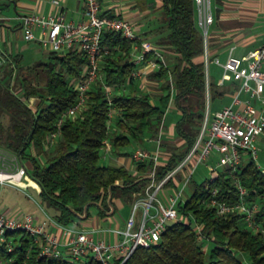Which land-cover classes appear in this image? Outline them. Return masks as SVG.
Returning <instances> with one entry per match:
<instances>
[{
  "label": "trees",
  "instance_id": "trees-1",
  "mask_svg": "<svg viewBox=\"0 0 264 264\" xmlns=\"http://www.w3.org/2000/svg\"><path fill=\"white\" fill-rule=\"evenodd\" d=\"M0 5L4 8L3 3ZM139 6L148 24L145 38L154 43L166 61L148 73V78L158 83L157 102L143 90L122 91L136 80L132 76L135 64L131 60V41L120 32L105 30L102 42L112 47V52L102 63L104 80L92 85L82 115L67 119L55 145L48 146L46 141L56 129L57 119L76 101L73 84L84 75L85 56L75 51L49 52L48 60L27 67L28 74L21 64L22 53H10L0 65V149L31 164L30 168L27 166L28 174L40 185L48 205L58 210L54 218L59 223L87 218L92 206L106 214L107 209L101 204L114 206L115 198L138 194L148 183L144 175L152 167L151 161L137 163L136 171L124 164L100 162L105 139L119 147L143 143L147 135L158 134L174 95L181 111L176 133L183 139V146L170 148L168 162L158 168V177H162L195 145L206 116L208 89L210 105L214 99L224 97L228 89L220 88L210 74L208 83L206 61L200 59L206 52V40L197 21L195 0H161L160 4L139 0ZM209 39L208 36V50ZM211 59L209 56V63ZM29 75H43L46 84L34 83ZM104 84L121 89L109 98ZM112 108L118 112L114 130L109 125ZM4 116L8 123L2 120ZM237 175L247 190L248 200L259 203L255 221L264 226V172L250 159ZM190 180L192 191L179 205L180 212L190 220L169 223L157 243L138 246L122 264H247L245 255L249 264H264L261 232L248 228L239 213L218 215L213 206L203 204L215 186L219 199H240L233 176L222 171L213 181L207 177ZM193 221L201 224L200 233ZM8 235L12 236L14 248L9 251L0 244V261L4 264H103L93 255L82 260H71L65 253L39 256L40 245L34 235L23 230L10 231ZM203 242H210L209 247L204 248ZM120 262L121 259L115 264Z\"/></svg>",
  "mask_w": 264,
  "mask_h": 264
},
{
  "label": "built area",
  "instance_id": "built-area-1",
  "mask_svg": "<svg viewBox=\"0 0 264 264\" xmlns=\"http://www.w3.org/2000/svg\"><path fill=\"white\" fill-rule=\"evenodd\" d=\"M52 4L61 7V0H51ZM197 7V21L206 40L205 61L208 72V44L209 28L215 21L212 0H195ZM83 19L74 20L67 17L64 11L44 13L31 11L17 13L13 16L6 15L0 5V24L16 20L22 31V36L27 41L38 43L45 52L68 53L75 51L85 56L87 63L84 75L75 80L73 86L77 91L76 101L65 110L56 121V129L48 135L46 144L53 146L60 135L61 127L67 119H75L82 115L88 102V92L97 81L104 80L102 63L112 51V47L102 42L105 30L120 32L131 41V60L135 64L132 71L134 78L148 81L149 71L156 70L161 63L166 64L165 57L154 43L140 34L139 28L129 18L119 15H103L100 0H83ZM10 52L0 49V64L5 62ZM214 61L222 67L220 83L227 80L240 81L237 89L232 93L229 103L216 109L213 114L210 110L205 116L204 125L195 145L187 155L162 177H158V168L165 165L169 158L162 161L160 145L162 142V126L155 135H147L146 141L156 142L155 150L139 147L131 156L136 171L137 163L151 161L152 167L144 177L148 184L139 192L131 214L126 218L123 228H113L115 238L107 240L96 236L95 228L85 223L79 227L64 228L69 232L65 239H60L52 233L45 221L38 220L32 213H10L0 208V244H5L9 251L14 248L10 231L23 230L35 236L39 243V256H59L65 253L71 260H82L88 255H93L103 264H115L121 259L125 262L138 246L149 247L157 243L167 225L171 222L189 221V217L180 212L179 205L187 198L185 188L187 181L193 177V172L199 163L204 162L210 171V181L217 179L222 171H227L233 176L239 189L240 199L227 202L218 198V187H212L208 199L203 204L213 206L218 215L236 212L242 215L246 226L253 231L264 235V226L255 221L259 203L249 201L247 190L241 184L238 172L241 171L245 159L256 161L259 153L257 140L264 135V42L245 55L237 56L232 52L225 61L218 57ZM4 64V63H3ZM107 96L110 98L116 85L104 84ZM113 108L110 110L109 125ZM113 143L105 139L101 148V155L106 157L113 153ZM1 150L4 149H0ZM5 151V150H4ZM7 152V151H6ZM13 155V161L5 166L4 156L0 153V184L23 183L27 177V165ZM195 157V158H194ZM189 164L190 170L182 178L180 172ZM5 166V167H4ZM264 172V167L258 165ZM171 180V183L168 181ZM167 187V188H166ZM167 189V190H166ZM171 190V191H168ZM143 193V195H142ZM142 214L139 224L135 214L139 208ZM114 210V206H111ZM110 212L107 210V214ZM55 224H59L53 221ZM195 228L200 233L201 224L195 222ZM0 264H4L0 261Z\"/></svg>",
  "mask_w": 264,
  "mask_h": 264
},
{
  "label": "crops",
  "instance_id": "crops-1",
  "mask_svg": "<svg viewBox=\"0 0 264 264\" xmlns=\"http://www.w3.org/2000/svg\"><path fill=\"white\" fill-rule=\"evenodd\" d=\"M100 1H101L103 15H107V16L119 15L131 19L139 28L140 34L143 37H145L144 32L147 30L148 24L146 22L147 20H145L144 18L142 9L139 6V0H100ZM155 1L157 4L161 3V0H155ZM0 2L3 3L4 5L3 12L6 15H11V16L17 13H24L31 11L52 13L60 10V11H64L67 17L70 19L79 20L85 17L83 0H61L62 6L60 8L53 5L51 0H0ZM212 8L215 16V21L214 23L211 24L209 28L210 46L208 50V56L212 58L211 62L213 61L215 65H218L214 61L216 57H218L221 61H225L231 52L237 56L245 55L249 51L258 47L264 42V0H212ZM11 22L16 23L17 21L11 20L5 22V24H0L1 25L0 29L2 30V34H1L2 38H0L1 42L4 39L3 38L4 35L5 36L7 35L8 30L11 31L15 29L14 26L11 25ZM9 25H11L12 27H10ZM200 59L204 60L205 55L202 56ZM147 78H148V74H147ZM140 80H142V78H140ZM149 80L154 82V80L151 79ZM220 80L221 77L218 76H215L213 79V81L219 84L220 88L222 89L228 88L225 92L224 97L218 98V99L226 98V102L224 103L226 104L231 101L232 93L237 89V87L240 84V81L231 79L221 84ZM153 84L156 85L158 89L157 81H155ZM173 106H176L174 101H173ZM169 107H171V102L168 106V109ZM178 110L181 114L180 109ZM176 123L172 124L169 127V129H167L163 133L160 148L168 147V146L171 147L183 146V139L176 133ZM138 144H140L143 148H148L152 150H155L158 147L157 143L153 141L149 142L145 140L143 143H138ZM176 152L179 153V149H177ZM165 153L163 155L164 161L165 159L167 160L170 157V153L169 154L168 153L165 154ZM111 157L112 160L117 163V165L124 164L130 169H133L135 167V163L131 156V153H128L126 155L113 153ZM27 166L30 168L31 164L27 162ZM23 181H24L23 182L24 185L26 183H29L41 192L40 185L32 177L27 176L24 178ZM0 202H1V197H0ZM118 203L119 202L115 204L116 206L114 205L115 207L112 213L100 214L99 211L97 210V212H94L93 215L90 214L89 217L87 218L81 217L77 220L74 219L73 223L70 222L68 224H62L55 220L54 217L58 212L57 209H55L54 216H50L48 214L46 216H40V215H35V216L38 218V220L45 221L48 229L62 240L65 239L69 233L64 228L65 226L76 228L79 227L80 223H85L88 226L95 228L96 236L104 237L107 240H113L115 236L113 234L112 229L123 228L125 225V220L127 218L123 215H121V217L118 219L115 217L117 210H119ZM0 208L10 213H18V214L23 213L21 210H11L10 208H5L4 206L1 205ZM53 221H56L59 224H55L53 223ZM76 221L78 222L75 223Z\"/></svg>",
  "mask_w": 264,
  "mask_h": 264
},
{
  "label": "rangeland",
  "instance_id": "rangeland-1",
  "mask_svg": "<svg viewBox=\"0 0 264 264\" xmlns=\"http://www.w3.org/2000/svg\"><path fill=\"white\" fill-rule=\"evenodd\" d=\"M153 15L156 16L157 14L154 13ZM11 25L14 26L15 29L11 31L8 30L7 35L6 36L4 35L3 37L4 39L2 40V42L0 40V49L6 52H10V53H22L23 60L21 64L24 65L23 66L24 72L28 74L27 67L34 65L39 60H44V61L48 60V52H45L44 49L38 43L34 41L25 40L22 36V31L19 28H17L18 27L17 22L16 23L11 22ZM11 25L9 26L12 27ZM0 32H1L0 38H2L1 29H0ZM3 63H1L0 65H3ZM208 70H209V74L212 80L214 79L215 76L221 77L222 71H223L222 68L219 65H215L213 61L212 62L210 61L208 65ZM1 71L2 69H0V73H2ZM29 76L31 77L34 83H37L40 86H44L46 84V80L43 77V75L39 77H35L34 75H29ZM154 82L150 80L143 82L140 79H136L135 82L132 83V85L126 88H123L122 91L143 90L144 92L151 93L152 101L157 102L160 93L158 92L159 90L157 89V86L153 84ZM35 101H36V98H33L32 103H34ZM173 101H174V95L171 99V107H169L165 115V119H164V123L162 127L163 129L162 135L167 129H169V127L172 124L176 123L180 119V116H181L177 107L173 106ZM225 102H226V98L214 99L211 102V105L209 106L210 114H213V112ZM207 103H208V100H207ZM205 112L207 113V105H206ZM117 119H118V112L113 108L112 118L110 121L111 130L115 129L116 124H117ZM2 120L5 123H8L7 116L2 117ZM204 122H205V118L203 120L202 126L204 125ZM257 145L259 148V153H258V157L255 162L261 167H264V135L263 134L258 137ZM139 147H142V146L136 142H132L128 145H122L119 147L113 146V153H117V152L132 153L136 148H139ZM170 148L171 146L159 148L161 152V156H162V161H164V157H163L164 153L165 152L168 154L170 153L168 152L170 151ZM0 153L2 154V156H4L5 166L9 165L14 160L13 155L11 153L6 152L4 150H1ZM112 154L108 153L107 156L105 157L102 152L100 162L104 164H117L115 161L112 160V157H111ZM1 158L3 160V157H0V159ZM41 159L42 161H44L45 158L41 157ZM247 161H249V159L246 158L245 162ZM133 170L135 169L133 168ZM189 170H190V166L188 164L184 168V170L180 172V175H181L180 178L182 179L181 183L186 180V178H182V177L183 175L187 174ZM28 176L31 177L30 175ZM193 177L197 181H201L205 179L206 177H210V171L204 162L199 163V165L195 168L193 172ZM192 188H193L192 180L187 181V185L185 188L186 196L190 194V192L192 191ZM138 195H141V194H133L131 197L124 196L122 198L118 197L114 199L115 204L119 202L118 203L119 210H117V213L115 214V217L117 219L120 218L121 215L128 217L131 214L132 208L135 202L139 198L137 197ZM0 197H1L0 205L4 206L5 208H10L11 210H21L23 213H32L34 215H40V216H46L47 214L50 216H54L55 214L56 208L54 206L48 205V202L44 200L40 191L37 190L34 186H32L29 183H26L25 185L23 183H6L2 185L0 184ZM101 205L102 207L107 209L110 213H112L113 209L111 208V206H105L104 204H101ZM90 210H91V214L93 215L94 212H97L98 208L96 206H92ZM141 214H142V208L140 207L137 210V213L135 214L137 225L139 224L140 219L142 217ZM73 222L74 221H72V223ZM77 222L78 221H76L75 223ZM194 224H195V221H193V225ZM209 245H210V242H207V243L203 242L204 248L209 247ZM245 260L247 264L250 263V259L248 255H245Z\"/></svg>",
  "mask_w": 264,
  "mask_h": 264
},
{
  "label": "water",
  "instance_id": "water-1",
  "mask_svg": "<svg viewBox=\"0 0 264 264\" xmlns=\"http://www.w3.org/2000/svg\"><path fill=\"white\" fill-rule=\"evenodd\" d=\"M210 106V96H209V89H208V103H207V111L209 110Z\"/></svg>",
  "mask_w": 264,
  "mask_h": 264
}]
</instances>
